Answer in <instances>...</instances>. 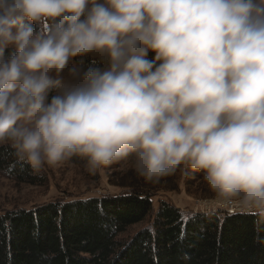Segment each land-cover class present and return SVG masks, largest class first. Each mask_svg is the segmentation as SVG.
Listing matches in <instances>:
<instances>
[{"label": "clouds", "instance_id": "1", "mask_svg": "<svg viewBox=\"0 0 264 264\" xmlns=\"http://www.w3.org/2000/svg\"><path fill=\"white\" fill-rule=\"evenodd\" d=\"M5 142L33 169L184 166L264 218V0H0Z\"/></svg>", "mask_w": 264, "mask_h": 264}, {"label": "trees", "instance_id": "2", "mask_svg": "<svg viewBox=\"0 0 264 264\" xmlns=\"http://www.w3.org/2000/svg\"><path fill=\"white\" fill-rule=\"evenodd\" d=\"M0 171L41 182L9 142L0 144ZM152 204L148 193L132 189L0 214V264H264V218L251 213L185 214L162 201L150 226L119 242Z\"/></svg>", "mask_w": 264, "mask_h": 264}, {"label": "rangeland", "instance_id": "3", "mask_svg": "<svg viewBox=\"0 0 264 264\" xmlns=\"http://www.w3.org/2000/svg\"><path fill=\"white\" fill-rule=\"evenodd\" d=\"M31 169L39 176L40 184L19 182L0 171V214L54 202L126 195L138 189L151 196L153 209L142 223L130 226L118 236L117 240L124 243L151 225L162 201L185 214H217L229 210L209 203L212 194L202 179L203 174L190 168L185 171L184 166L153 181L138 175L130 160L117 161L92 172L86 158L74 156L55 166L45 164L40 169Z\"/></svg>", "mask_w": 264, "mask_h": 264}, {"label": "built area", "instance_id": "4", "mask_svg": "<svg viewBox=\"0 0 264 264\" xmlns=\"http://www.w3.org/2000/svg\"><path fill=\"white\" fill-rule=\"evenodd\" d=\"M224 213L228 214V215H233L235 213H248V211H245V210L243 211V210H239V209L233 211V210L229 209V210H225ZM200 214H202V213L200 212Z\"/></svg>", "mask_w": 264, "mask_h": 264}, {"label": "snow or ice", "instance_id": "5", "mask_svg": "<svg viewBox=\"0 0 264 264\" xmlns=\"http://www.w3.org/2000/svg\"><path fill=\"white\" fill-rule=\"evenodd\" d=\"M182 218L184 219L185 222L189 219V217L184 216L183 214H182Z\"/></svg>", "mask_w": 264, "mask_h": 264}]
</instances>
